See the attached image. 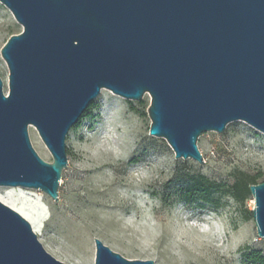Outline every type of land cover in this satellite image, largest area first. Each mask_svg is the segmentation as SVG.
I'll use <instances>...</instances> for the list:
<instances>
[{"label":"water","instance_id":"obj_1","mask_svg":"<svg viewBox=\"0 0 264 264\" xmlns=\"http://www.w3.org/2000/svg\"><path fill=\"white\" fill-rule=\"evenodd\" d=\"M22 27L0 55V186L37 189L58 202L65 138L107 89L150 97L148 133L176 159L202 164L197 139L243 121L264 134V0H0ZM33 126L51 154L31 145ZM264 239V181L249 186ZM94 264L126 259L95 238ZM0 264H64L31 224L0 201Z\"/></svg>","mask_w":264,"mask_h":264},{"label":"rangeland","instance_id":"obj_2","mask_svg":"<svg viewBox=\"0 0 264 264\" xmlns=\"http://www.w3.org/2000/svg\"><path fill=\"white\" fill-rule=\"evenodd\" d=\"M21 30L0 3V49ZM0 77L8 94L1 55ZM149 104L146 94L130 101L102 89L66 135L68 163L58 202L37 189L5 186L0 201L21 214L44 249L64 264H94L95 238L126 259L153 264H254L257 256L264 258L252 195L239 202L229 191L238 177L264 181V163L257 162L264 154V134L234 121L221 133L199 136L204 163L176 159L164 139L148 133ZM28 135L37 154L51 162L33 126ZM196 175L217 188L185 202L180 179ZM206 224L211 230L201 231ZM233 234L243 243L232 256H221L213 244L229 243Z\"/></svg>","mask_w":264,"mask_h":264},{"label":"trees","instance_id":"obj_3","mask_svg":"<svg viewBox=\"0 0 264 264\" xmlns=\"http://www.w3.org/2000/svg\"><path fill=\"white\" fill-rule=\"evenodd\" d=\"M183 183L181 188L184 193L183 199L185 202H192L194 195H203L212 189L217 188V184L209 181L204 176L196 175L188 178L180 179ZM257 184L253 178L238 177L230 187V193L239 202H243L251 194L249 186ZM254 264H264V258L257 256L253 259Z\"/></svg>","mask_w":264,"mask_h":264},{"label":"clouds","instance_id":"obj_4","mask_svg":"<svg viewBox=\"0 0 264 264\" xmlns=\"http://www.w3.org/2000/svg\"><path fill=\"white\" fill-rule=\"evenodd\" d=\"M87 159V157H85ZM257 162L264 163V154L259 155L257 158ZM136 173H133L135 175ZM211 230V225H205L201 231H209ZM179 239V237H177ZM243 243L242 239H239L236 234H233L232 240L229 243H220V244H213L214 247L217 248L218 253L221 256L230 257L232 256L237 249L240 247V245Z\"/></svg>","mask_w":264,"mask_h":264}]
</instances>
